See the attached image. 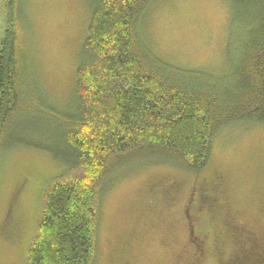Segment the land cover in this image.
I'll list each match as a JSON object with an SVG mask.
<instances>
[{
    "label": "trees",
    "instance_id": "16d2710c",
    "mask_svg": "<svg viewBox=\"0 0 264 264\" xmlns=\"http://www.w3.org/2000/svg\"><path fill=\"white\" fill-rule=\"evenodd\" d=\"M155 1L89 0L71 113L59 132L48 130L57 142L49 145L15 134L23 123L42 127L45 112L29 51L9 20L0 51V165L9 149L24 147L49 154L63 167L42 194L27 264H95L102 200L139 167L169 166L200 176L191 187L198 190L195 203L218 214L213 190L221 182L201 174L215 139L237 125L264 127V0H229L242 40L224 74L178 67L158 55L146 30ZM224 204L219 214L224 208L238 216ZM216 222L219 243L240 242L229 221ZM238 254L229 251L227 262L235 264Z\"/></svg>",
    "mask_w": 264,
    "mask_h": 264
},
{
    "label": "rangeland",
    "instance_id": "374dc122",
    "mask_svg": "<svg viewBox=\"0 0 264 264\" xmlns=\"http://www.w3.org/2000/svg\"><path fill=\"white\" fill-rule=\"evenodd\" d=\"M90 9L89 0H0V51L13 18L43 92V126L27 128L23 123V130L15 129L25 140L57 143L48 130L56 134L60 121L70 116ZM149 14L146 30L159 56L182 68L228 71L242 40L229 0H156ZM62 171L49 154L33 149L14 147L2 157L0 264H27L42 194ZM201 174L221 182L213 190L219 203L227 202L232 212L252 221L264 235L263 126L237 125L222 131ZM199 177L169 166H149L119 179L102 200L95 264H186L185 207ZM166 183L178 186L175 200L165 205L159 187ZM188 208L195 228L206 237L205 264H221L233 247L226 239L219 243L223 235L216 221L222 215L211 216L208 208L198 205Z\"/></svg>",
    "mask_w": 264,
    "mask_h": 264
},
{
    "label": "flooded vegetation",
    "instance_id": "af4514ba",
    "mask_svg": "<svg viewBox=\"0 0 264 264\" xmlns=\"http://www.w3.org/2000/svg\"><path fill=\"white\" fill-rule=\"evenodd\" d=\"M174 184L164 187L160 194L164 198L167 197L168 201H173L176 197L175 188L178 185L177 183ZM190 191L189 204L185 207L186 216L184 218L185 233L188 236V244L184 249L185 251L187 249V253H189L186 264H205L208 252L206 237L199 232L197 227L195 228L194 214L191 213L188 208L189 205L191 206V209L197 206L196 204L198 203H195V196L197 195L196 192H198V190L197 188H191ZM196 200L199 199L196 198ZM201 205L210 207L206 202H203ZM222 210V216H220V219L222 218L223 226H226V223L229 221L231 227L235 231L236 237L240 238V242L233 243L232 247V250L236 249L240 253L238 254L235 264H264V235L262 236L258 232L256 225L252 223V221L242 220L239 218L240 216H232V213L229 210L225 213L224 208ZM216 212L219 214V209H217ZM190 213L192 214L193 219H191ZM223 261L224 264H229V262H227V257L225 256Z\"/></svg>",
    "mask_w": 264,
    "mask_h": 264
}]
</instances>
